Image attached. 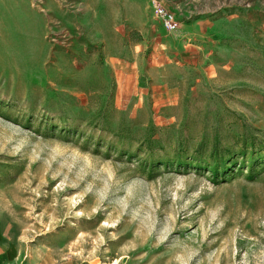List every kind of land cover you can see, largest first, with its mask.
<instances>
[{
  "label": "rangeland",
  "instance_id": "374dc122",
  "mask_svg": "<svg viewBox=\"0 0 264 264\" xmlns=\"http://www.w3.org/2000/svg\"><path fill=\"white\" fill-rule=\"evenodd\" d=\"M0 264H264V0H0Z\"/></svg>",
  "mask_w": 264,
  "mask_h": 264
},
{
  "label": "built area",
  "instance_id": "2783aa9c",
  "mask_svg": "<svg viewBox=\"0 0 264 264\" xmlns=\"http://www.w3.org/2000/svg\"><path fill=\"white\" fill-rule=\"evenodd\" d=\"M156 11L164 19L167 25H172L175 23V14L170 10L169 7L163 5L161 2H156Z\"/></svg>",
  "mask_w": 264,
  "mask_h": 264
}]
</instances>
